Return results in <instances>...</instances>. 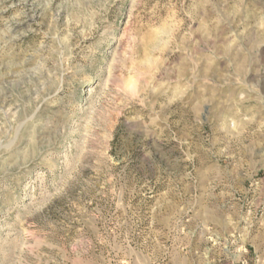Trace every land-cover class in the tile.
I'll return each mask as SVG.
<instances>
[{
	"label": "rangeland",
	"instance_id": "374dc122",
	"mask_svg": "<svg viewBox=\"0 0 264 264\" xmlns=\"http://www.w3.org/2000/svg\"><path fill=\"white\" fill-rule=\"evenodd\" d=\"M264 0H0V264H262Z\"/></svg>",
	"mask_w": 264,
	"mask_h": 264
},
{
	"label": "crops",
	"instance_id": "0c3cea01",
	"mask_svg": "<svg viewBox=\"0 0 264 264\" xmlns=\"http://www.w3.org/2000/svg\"><path fill=\"white\" fill-rule=\"evenodd\" d=\"M262 264H264V262Z\"/></svg>",
	"mask_w": 264,
	"mask_h": 264
}]
</instances>
